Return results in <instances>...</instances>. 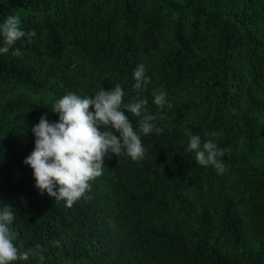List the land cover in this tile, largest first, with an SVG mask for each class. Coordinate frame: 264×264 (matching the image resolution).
<instances>
[{"label": "trees", "instance_id": "obj_1", "mask_svg": "<svg viewBox=\"0 0 264 264\" xmlns=\"http://www.w3.org/2000/svg\"><path fill=\"white\" fill-rule=\"evenodd\" d=\"M9 15L36 32L0 53V201L21 251L41 245L44 264H264V0H0V24ZM141 63L150 83L135 89ZM116 83L162 129L141 134L145 159L105 158L70 208L40 194L23 163L32 127L58 121L64 95ZM187 131L229 149L223 174L184 150Z\"/></svg>", "mask_w": 264, "mask_h": 264}, {"label": "clouds", "instance_id": "obj_2", "mask_svg": "<svg viewBox=\"0 0 264 264\" xmlns=\"http://www.w3.org/2000/svg\"><path fill=\"white\" fill-rule=\"evenodd\" d=\"M35 30L25 31L21 27V18L17 15L7 16L0 24V36L3 46L0 53L7 54L13 45L27 37L31 42ZM12 54L22 57L19 48ZM133 88H146L150 78L143 63L134 71ZM154 104L163 110L171 108L165 92L152 93ZM125 90L116 83L111 89L101 88L94 96H81L74 92L56 100L52 111L59 114L58 121H49L47 113L39 123L32 127L35 136V147L23 163L33 169L35 188L40 194H47L56 202L65 201L67 207L79 201L91 191L90 181L103 174L105 158L113 154L116 157L126 155L134 162L146 157V148L142 146L141 134L147 136L162 129L153 122L156 115L143 111L147 100L125 102ZM132 113L137 119L135 126L125 115L124 110ZM189 137L186 152H195V160L201 166H213L219 174L226 171L220 159L229 152L222 149L212 139L201 142L198 134L185 133ZM212 136L220 133L213 132ZM15 212L11 203L0 201V264H11L14 261H26L30 256L38 258L44 264L43 248L37 244L28 251H21L16 245V233L11 228Z\"/></svg>", "mask_w": 264, "mask_h": 264}]
</instances>
